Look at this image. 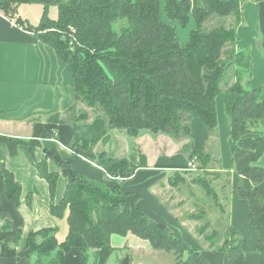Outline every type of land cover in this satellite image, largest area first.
I'll list each match as a JSON object with an SVG mask.
<instances>
[{
	"label": "trees",
	"instance_id": "16d2710c",
	"mask_svg": "<svg viewBox=\"0 0 264 264\" xmlns=\"http://www.w3.org/2000/svg\"><path fill=\"white\" fill-rule=\"evenodd\" d=\"M201 1L202 7L194 0H163L169 21L184 27L189 16L194 20L196 29L182 47L174 27L161 21L160 0H0V13L52 48L69 67L76 100L102 113L80 126L75 105L64 117L54 115L49 121L69 123L73 135L67 147L107 177L106 182H95L78 175L72 161L61 159L55 151L46 150L37 160L38 138L0 136V199L4 195L18 205L21 195L20 184L4 166V152L11 158L22 154L46 181L51 198L59 175L48 171L47 160H54L67 178L60 202L49 206L58 218L68 209L66 239L57 243L54 228L31 231L17 258L28 264H65V256L76 250L87 264L91 251L94 264H106L114 250L111 236L130 233L147 240L153 250L172 254L175 264H207L196 248L146 217L138 207L141 195L121 190V182L132 178L138 169L132 156L127 160L102 152L93 159L83 153L89 145L104 141L107 129L130 139L143 132L173 139L189 137L191 118L199 119L214 137L215 100L224 85L223 110L230 122L227 145L238 177L236 193L247 203L246 221L255 235L258 264H264V168L259 165L264 132L250 130L258 123L264 128V86L247 89L243 84L249 83L252 72L249 51L236 49L243 0ZM23 4L42 6L36 27L17 17V7ZM50 7L57 10L55 21L48 18ZM214 17L232 18L233 22L228 27L208 26ZM189 148L187 159L201 172H194L191 181L215 198L203 177L211 155L204 148ZM0 220V232L6 233L11 226L5 212ZM20 236L16 229L15 245ZM214 238L212 232L205 240L211 245ZM11 241L9 236L3 239L4 244ZM217 252L226 254V264H244L240 235L231 228Z\"/></svg>",
	"mask_w": 264,
	"mask_h": 264
},
{
	"label": "crops",
	"instance_id": "0c3cea01",
	"mask_svg": "<svg viewBox=\"0 0 264 264\" xmlns=\"http://www.w3.org/2000/svg\"><path fill=\"white\" fill-rule=\"evenodd\" d=\"M194 1L198 7H202L201 0ZM242 4L243 23L237 29L236 49L249 51L251 89H256L264 86V0H245ZM42 10V6L38 4H23L17 7L16 15L36 27ZM48 17L53 21L57 19L55 7L49 8ZM187 39L188 35L185 33L180 34L177 40L183 46L186 45ZM223 100V94L218 95L215 100L217 132L214 137L210 136L199 119H192L189 124V145L204 148L211 155L212 160L205 173L208 174L207 180L215 198L208 196L199 184L191 181L195 174L189 171L191 161L179 152H170L176 141L166 134L150 135L143 132L133 139L137 141L132 143L138 146L135 151L137 153L134 154L133 149L129 148L127 154L135 155L138 169L132 178L122 181L120 187L124 192L141 195L138 207L148 218L162 224L182 243L199 251L201 248L198 247L197 239H201L203 235L204 238L200 241L207 242L205 237L212 232L216 237L214 226H222L223 230L220 232L224 234L231 228L241 235L244 264H258L255 235L246 221L247 203L239 199L236 193L238 177L232 168V158L227 145L230 122L224 114ZM81 104L75 97L69 67L59 59L55 51L38 41L32 33L15 26L9 18L0 13V136L38 138L41 150L35 152L37 160H40L42 152L55 151L61 159L72 161L74 171L78 175L95 182H106L107 177L99 167L67 147L73 135L72 126L69 123L53 124L49 121L54 115L64 117L75 105L79 110L83 107ZM144 136L150 143H155L153 141L161 137L160 142L156 141L158 147L160 143L159 153L150 159L140 147ZM3 157L5 168L21 186V195L18 205L9 202L4 195L0 199V214L6 213L11 226L6 233L0 232V264H28L27 260L17 258V253L24 247L29 232L54 228L57 243L66 239L68 209L58 218L51 214L49 206L60 202L67 178L51 159L47 160L48 171L59 175L51 198L46 181L38 177L34 166L27 163L22 154L11 158L4 152ZM259 163L264 165V154ZM177 176L178 179L175 178ZM194 189L199 190L198 196ZM203 195L211 198V211L205 208L206 203L201 204ZM186 210H189V213L186 219H183ZM204 210H207L208 218L211 216L205 221ZM188 220L192 223L191 230L188 228ZM195 221L204 222L197 225L200 235L194 233ZM16 229L21 231L18 245H15ZM7 236L11 237L12 241L4 244L3 239ZM214 239L211 245L209 242L204 244L207 250L201 252V256L207 264H226V254L211 248L214 243L221 246L224 239L220 243L214 242ZM110 244L114 250L106 264H146L139 254H136V260L129 261L127 250L130 251L131 247L136 253L156 252L147 240L139 239L130 233L124 237L112 235ZM64 262L85 264L76 250H71L65 256Z\"/></svg>",
	"mask_w": 264,
	"mask_h": 264
},
{
	"label": "rangeland",
	"instance_id": "374dc122",
	"mask_svg": "<svg viewBox=\"0 0 264 264\" xmlns=\"http://www.w3.org/2000/svg\"><path fill=\"white\" fill-rule=\"evenodd\" d=\"M243 2H245V0H243ZM242 7H243V4H242ZM159 12H160V18H161V21L165 22V23H169L171 24L174 29H175V34H176V37L177 39H179L180 37V34H189L192 30L196 29V25L194 23V20L192 18V16H189V19H188V22L187 24L182 27L180 26L177 22H171L169 21L165 15H164V12H163V0H160V5H159ZM13 16H16V15H13ZM15 18V17H14ZM14 18H13V21H14ZM49 18V17H48ZM243 20V19H242ZM233 22L232 18H212L208 21V26H217V25H224L225 27H228L231 23ZM243 23V21H242ZM14 24V23H13ZM15 25V24H14ZM16 26V25H15ZM20 28V27H19ZM185 44H183L182 47H184ZM227 75H229L227 73ZM246 80V78L244 77L243 79V82ZM245 87L247 89H251V82L249 81L248 84H245ZM220 94H223L224 95V90H225V86L224 85H221L220 86ZM81 107L79 109V112H78V115H77V122H79L78 124L81 126L83 124H89L93 121L94 119V116L97 115V116H101L102 113L97 110V109H90L88 107H86L84 104H81ZM192 119H196L198 120L197 118H191L190 121ZM190 121H189V124H190ZM250 130H256V131H262L264 132V128H263V125L261 123H258L257 125L253 126L252 129ZM107 132V135L105 138L104 141L102 142H98L97 144L91 146L89 145L88 148L84 151V155L85 156H90L92 157L93 159H95V156L99 153H102V152H105L106 154H108L109 156L111 157H116V158H124V159H131V156L128 155V150L129 148H132L133 149V153L136 151V148L138 147L137 145H134L135 142H137L136 140H133V139H130V138H126V136L120 134L118 131L116 130H110V129H107L106 130ZM152 135V134H150ZM161 137H158L157 140L153 141L155 143H150L148 142V138L146 136L143 137V144L140 146L142 149L143 152L146 153L147 157L150 159L151 157H154L156 155H158L159 153V148L160 147V143H159V147L156 145V141H159L160 142V139ZM176 141V143L172 146V148L170 149V152H179L181 153L184 157H188V154H189V151H190V148H189V142H188V137H181L179 139H174ZM132 143H134L132 145ZM132 146V147H131ZM162 146V145H161ZM41 149V148H40ZM39 149V151H40ZM37 152V151H36ZM132 153V157L135 159V155L137 152H135L134 154ZM161 153V152H160ZM43 155V153H42ZM219 156V153L217 154ZM232 158V157H231ZM220 156L218 157V165H220ZM56 165L57 163L52 160ZM191 163H195L194 161H191ZM259 165L264 168V165H261L259 163ZM58 166V165H57ZM197 167V166H196ZM197 171H195L196 173ZM200 171H198L197 173L198 174H201V172L199 173ZM207 174V173H206ZM203 175V174H202ZM208 175V174H207ZM207 175H204V177L207 179ZM200 176V175H199ZM208 181V180H207ZM199 190L198 189H194V193L198 196V193ZM203 201H201V204L205 205V208L208 209V211H211L210 209V206H211V198H208L207 196L203 195ZM209 200V201H208ZM210 204V206H209ZM187 209H190V207H187ZM199 210H202L203 209H199ZM205 214H206V217H204V221L206 219H210L211 216H207V210H204ZM189 213V210H186V212L183 213V219H186V215ZM211 215V214H210ZM228 216V215H227ZM147 217V216H146ZM189 221V220H188ZM191 221L188 222V228L191 230V226H192V223H190ZM0 223L3 224V220H0ZM204 222H197L195 221V228L196 230H194V233L196 235H200V230L199 228L197 227L198 224L202 225ZM224 224V223H223ZM222 224V225H223ZM214 226V225H213ZM213 230L216 231V237L214 239V242L216 241V243H220V241L222 239H225V236L226 234H224V232H220V230L222 231V226L221 228H219L218 226H214ZM191 233V232H190ZM199 233V234H198ZM192 236H194V234L191 233ZM204 236L202 235L201 239H197L198 241V247L201 248V250L199 249V252H204L207 250V247L206 245L204 244H207V242L204 241V243H202V241L200 240H203ZM240 238H241V235H240ZM220 244H215L213 245L212 250H217L220 246ZM134 248L131 247L130 251L127 250L128 252V259L129 261L131 260H136V254H139L140 257L144 260V262L146 264H175V261H174V258L171 254H168L164 251H156V252H150L149 254H144L142 252H137L136 251H133ZM243 252V251H242ZM247 253V252H246ZM244 254V252H243ZM138 255V256H139ZM182 260L185 259V256H183L181 258ZM108 261V260H107ZM114 262V260H113ZM107 263V262H106ZM87 264H94L93 262V252H89L88 254V259H87Z\"/></svg>",
	"mask_w": 264,
	"mask_h": 264
},
{
	"label": "built area",
	"instance_id": "2783aa9c",
	"mask_svg": "<svg viewBox=\"0 0 264 264\" xmlns=\"http://www.w3.org/2000/svg\"><path fill=\"white\" fill-rule=\"evenodd\" d=\"M189 167H190V169L191 170H189V171H193V172H195L197 169H196V164L195 163H189Z\"/></svg>",
	"mask_w": 264,
	"mask_h": 264
},
{
	"label": "water",
	"instance_id": "95a60500",
	"mask_svg": "<svg viewBox=\"0 0 264 264\" xmlns=\"http://www.w3.org/2000/svg\"><path fill=\"white\" fill-rule=\"evenodd\" d=\"M43 154H45V152H42Z\"/></svg>",
	"mask_w": 264,
	"mask_h": 264
}]
</instances>
